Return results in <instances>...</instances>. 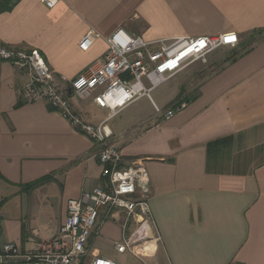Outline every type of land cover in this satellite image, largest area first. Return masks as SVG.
I'll return each mask as SVG.
<instances>
[{
	"label": "crops",
	"instance_id": "crops-1",
	"mask_svg": "<svg viewBox=\"0 0 264 264\" xmlns=\"http://www.w3.org/2000/svg\"><path fill=\"white\" fill-rule=\"evenodd\" d=\"M119 30L149 42L235 33L238 44L209 55L187 99L181 83L192 65L157 96L160 105L151 94L138 99L149 98L152 112L110 127L108 144L126 164L144 161L150 235L161 242L142 261L119 254L123 217L101 213L85 263L264 264V0H58L53 8L14 0L0 14V46L40 51L62 88L102 60ZM27 82L24 70L0 62L1 241L29 252L58 234L70 201L102 186L103 167L99 143L47 103L21 100ZM70 98L89 124L110 117L92 99Z\"/></svg>",
	"mask_w": 264,
	"mask_h": 264
},
{
	"label": "built area",
	"instance_id": "built-area-1",
	"mask_svg": "<svg viewBox=\"0 0 264 264\" xmlns=\"http://www.w3.org/2000/svg\"><path fill=\"white\" fill-rule=\"evenodd\" d=\"M53 8L58 0H43ZM234 37V39H230ZM108 49L99 62L61 87L38 50H16L0 46V62L24 70L28 82L19 95L25 104L45 102L78 131L101 145L97 156L103 167L102 186L85 193L80 200L68 203L67 217L58 234L39 244L36 250L24 251L14 243L1 241L3 220L0 217V264H86L88 242L101 213L108 219H121L122 239L113 245L119 254L142 261L150 247L161 242L159 234L150 235L154 226L149 205L151 182L143 160L126 164L120 150L108 144L113 137L109 118L119 114L142 97L168 82L195 63L207 64L208 57L222 48L238 44L235 33L199 38H181L149 42L119 30L106 40ZM70 97L93 100L110 117L98 125L84 121ZM169 109L165 120L184 108ZM149 230H145V229ZM89 264H126L94 256Z\"/></svg>",
	"mask_w": 264,
	"mask_h": 264
},
{
	"label": "rangeland",
	"instance_id": "rangeland-1",
	"mask_svg": "<svg viewBox=\"0 0 264 264\" xmlns=\"http://www.w3.org/2000/svg\"><path fill=\"white\" fill-rule=\"evenodd\" d=\"M208 65H204V64H194L191 66V70L188 69L187 73L190 72V74H186L185 78L182 79V76L177 77L175 79H171L168 82H166L163 85H160L159 88H155L152 92H151V98H153V100H155V102L160 105L157 96L160 95V93H162L163 91H165L167 89L168 86H175L176 84L181 83L182 81V93H183V98H186L193 95L194 92L196 91V87H197V83L195 82V74L202 72V70H204V68H208ZM195 73V74H194ZM149 99V98H148ZM146 99V100H138L133 106L129 107L127 110H125L122 114H120L119 116H117L116 118H114L113 120L110 121L109 126H114L115 124H118L120 122H125L128 120H132L131 119V115H133L135 118L136 115H139L137 112H144V113H150L152 112L154 108H152L150 106V101ZM163 109V108H162ZM96 118H99V115H96Z\"/></svg>",
	"mask_w": 264,
	"mask_h": 264
},
{
	"label": "trees",
	"instance_id": "trees-1",
	"mask_svg": "<svg viewBox=\"0 0 264 264\" xmlns=\"http://www.w3.org/2000/svg\"><path fill=\"white\" fill-rule=\"evenodd\" d=\"M14 0H0V14L13 9Z\"/></svg>",
	"mask_w": 264,
	"mask_h": 264
},
{
	"label": "snow or ice",
	"instance_id": "snow-or-ice-1",
	"mask_svg": "<svg viewBox=\"0 0 264 264\" xmlns=\"http://www.w3.org/2000/svg\"><path fill=\"white\" fill-rule=\"evenodd\" d=\"M230 39H234V37L230 38Z\"/></svg>",
	"mask_w": 264,
	"mask_h": 264
}]
</instances>
